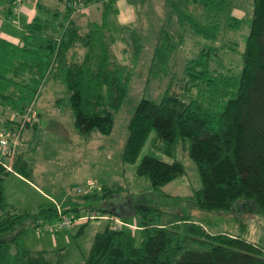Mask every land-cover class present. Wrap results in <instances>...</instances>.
Returning a JSON list of instances; mask_svg holds the SVG:
<instances>
[{"label":"trees","instance_id":"1","mask_svg":"<svg viewBox=\"0 0 264 264\" xmlns=\"http://www.w3.org/2000/svg\"><path fill=\"white\" fill-rule=\"evenodd\" d=\"M59 1L64 3L63 9L38 2V12L25 24L18 43L0 36V132L21 124L9 114L23 115L33 107L49 77L67 85L75 126L82 133L94 129L111 133L116 113L129 97L132 66L112 52L110 44L117 37L108 33L111 12H117L116 0H83L85 7L103 5L101 20L90 19L86 27L74 14L77 0ZM166 1L170 8L166 24L177 13L190 32L212 44L186 63L180 86L189 98L169 84L159 99L139 100L128 123L123 159L136 162L155 131L150 147L174 159L167 161L148 152L139 162L137 174L146 176L153 188L160 189L186 172L177 158L182 147L198 165L201 186L189 195L169 194L175 198V206L182 209L174 212L145 202H130V198L124 203L109 200L121 191V186L103 185L101 191L96 188L57 202L64 213L75 217L98 210L138 222V228L118 229L107 221L96 232L81 264H264V244L242 234L213 233L201 219L193 218L195 209L264 214V0H252L250 31L238 67H228L219 60L214 44L226 32L228 20L239 26V18L232 14V1ZM17 2L0 0V9L9 17ZM191 3L196 7H190ZM120 26L131 30L134 58L138 60L143 47L141 35L133 23ZM184 31L175 35L167 26L161 27L149 64L151 77L174 76L173 58L184 42ZM222 46L229 47L224 42ZM213 61L218 65H212ZM38 121L39 116L26 121L12 169L0 161V264L69 261L66 247L33 250L21 242L30 225L39 228L59 216L58 203L42 204L33 212L19 209L6 197L7 175L19 172L30 178L33 173L20 145L24 129L37 127ZM89 222L75 225L77 233Z\"/></svg>","mask_w":264,"mask_h":264},{"label":"rangeland","instance_id":"2","mask_svg":"<svg viewBox=\"0 0 264 264\" xmlns=\"http://www.w3.org/2000/svg\"><path fill=\"white\" fill-rule=\"evenodd\" d=\"M119 1L123 0L115 1L117 12L116 14L111 12L108 33H113L117 37L110 44L112 52L119 60L132 66L129 97L116 113L111 133L104 134L98 129L82 133L75 126V114L67 85L62 80L51 77L45 81L32 107L39 116L38 125L24 129L20 145L25 158L32 164L33 173L27 179L17 172H12L5 180L7 200L19 209L36 212L42 204L61 202L69 195L80 194L74 190L92 179L99 186L98 191H101L103 185L121 186L118 194L108 198L114 203H124L130 198V202L135 201L137 204L145 202L155 208L161 206L165 212L182 211L181 207L175 206L176 200L169 194L189 195L202 184L197 163L182 147L178 149L177 158L184 163L186 172L160 189L153 188L146 176L137 174V166L148 152L167 161L174 159L150 147L151 139L156 135L155 131L136 162L125 161L123 151L129 134L128 123L139 100L142 97L159 99L169 84L172 89L189 98L190 96L180 86L186 63L189 58L197 57L202 48L212 43L190 32L187 25L180 23L177 13H174L170 23L166 24L167 12L170 9L166 0H129L134 5L138 19L135 28L141 35L140 41L143 45L136 60L131 30L120 26L122 23H128L130 18L126 14L122 15L124 18H119L121 7H118ZM228 1L233 2L232 14L239 18L240 23L235 27L231 25L230 20L226 22V32L214 43L218 49L215 54L228 67H238L240 53L250 31L252 0ZM25 2L26 0L18 1L14 9L17 11ZM54 5L57 4L55 2L50 4L52 7ZM190 7L195 8L196 4L191 3ZM54 8L63 9L64 6ZM102 12L101 3H92L83 10L75 11L74 14L79 17L80 25L86 27L90 19L101 20ZM13 22L15 24L12 25V29L15 33L20 32L19 35L22 36L25 32L22 22L15 17ZM162 26H167L175 35L185 30L184 42L173 58L174 76L171 73L163 78H153L149 75V64ZM223 42L229 47L222 46ZM232 46L236 48L232 49ZM212 65L218 64L213 61ZM193 218L201 219L213 233L242 234L249 240L264 244V214L260 211L216 212L195 209ZM47 221L54 224L56 218ZM105 223H107L105 219L90 220L79 234L77 226L55 231L44 226L36 228L30 225L21 242L33 250L66 247L69 251L68 264H81L91 248L96 232L102 230ZM136 235L137 239H140L139 230L136 231Z\"/></svg>","mask_w":264,"mask_h":264},{"label":"built area","instance_id":"3","mask_svg":"<svg viewBox=\"0 0 264 264\" xmlns=\"http://www.w3.org/2000/svg\"><path fill=\"white\" fill-rule=\"evenodd\" d=\"M18 1H23V0H18ZM74 5L76 12L85 9L83 0H77L74 3ZM12 117L13 119L20 120L21 124L14 130L2 129L0 132V161H2L8 169H12V163L14 161L18 145L20 144L22 130L26 125V121L31 117L32 120L38 119V115L35 113L32 107H30L25 112V114L21 115L18 112H15ZM98 187L99 186L94 180L89 179L84 186L80 185L74 191L78 193H83L96 189ZM58 209H59V216L56 218L55 223L50 224L48 221L44 222L43 224L44 227L50 228L55 231H60V230L68 229L70 227H74L76 224H80L95 219H105L111 223L113 228H118V229L123 228L124 226H128L133 229L139 227L138 224L136 223V220L127 221L121 216L110 212L91 210L86 213H83L78 217H75L72 214L64 213L60 203H58ZM39 222L42 223L41 220H39Z\"/></svg>","mask_w":264,"mask_h":264},{"label":"crops","instance_id":"4","mask_svg":"<svg viewBox=\"0 0 264 264\" xmlns=\"http://www.w3.org/2000/svg\"><path fill=\"white\" fill-rule=\"evenodd\" d=\"M44 1L45 0H26V2L22 3L20 8L17 11L15 10L14 12H12V14L9 17H7L6 14L0 9V36L5 37L15 43L21 41L23 35L20 36L19 35L20 32L15 33L14 30L12 29V25L15 24V22H13V18L15 17L18 19L19 22H22L23 28L25 29V24L31 21L38 11L37 8L38 2H44ZM47 1L48 2L46 4L48 5L53 4L55 2V4L57 5H54V7L64 6V3L60 2L59 0H52V1L47 0ZM133 6H134L133 3H131L129 0L119 1V6H118L120 7L119 9L120 13L118 12L120 15L119 18H121L123 14H126L127 17L130 18V20L127 21L128 23H122V24H132V23L136 24L138 19L136 17ZM17 174L23 176L19 172H17ZM106 224L107 223H105V226Z\"/></svg>","mask_w":264,"mask_h":264}]
</instances>
